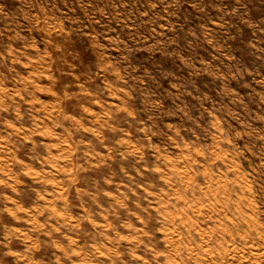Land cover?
Returning a JSON list of instances; mask_svg holds the SVG:
<instances>
[{"label":"rangeland","instance_id":"374dc122","mask_svg":"<svg viewBox=\"0 0 264 264\" xmlns=\"http://www.w3.org/2000/svg\"><path fill=\"white\" fill-rule=\"evenodd\" d=\"M0 264H264V0H0Z\"/></svg>","mask_w":264,"mask_h":264}]
</instances>
